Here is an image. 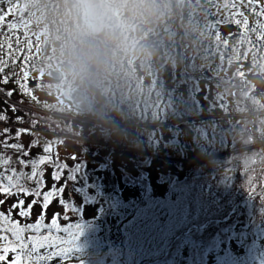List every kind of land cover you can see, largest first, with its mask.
Returning <instances> with one entry per match:
<instances>
[{
  "label": "trees",
  "instance_id": "1",
  "mask_svg": "<svg viewBox=\"0 0 264 264\" xmlns=\"http://www.w3.org/2000/svg\"><path fill=\"white\" fill-rule=\"evenodd\" d=\"M151 1V9L155 12L154 14L160 12L161 18L165 19L168 14L178 15L182 21L177 22V26L182 29L184 21L189 17V12L196 15L199 11H211L215 8L220 10L222 16L229 19L228 24L235 23L236 12L233 10L230 0H195L196 4L192 3L193 0H186L185 5L181 8L177 5L176 0ZM40 2L39 0H0V96L2 97L0 99V129L4 128L13 132L8 141L13 142L12 144L20 150L24 148L23 139L30 137L34 138V143L29 146L33 150L31 151L33 154L42 148L44 150L50 148V151L46 153L55 154L57 147L63 144L64 139L68 136L84 137L82 125L74 124L77 118H91L86 113L73 110L63 100L61 89H57L60 92L55 95L54 100L41 101L38 99V91L43 92L44 90L42 76L39 74L40 77L34 86L32 79L35 77L36 69L29 71L26 69V65L32 64L28 58L31 53L30 49L33 50L30 47L31 40L37 39L42 28L46 26L45 20L38 18ZM193 5H195L194 8ZM44 7L46 8V6ZM243 12L248 15L246 9ZM242 14L238 12L237 15ZM247 17L249 18V15ZM78 23L79 18L73 14V11L68 10L66 25L72 29L68 37L72 36L73 41L76 42L80 40L75 31ZM162 23L164 22L162 21ZM245 24L248 27L244 24L243 26L237 24V26L241 30L251 27L252 42L260 44L261 41H264V28L260 24L253 21L251 24L245 21ZM212 30L214 31V28H208L207 31L202 30V34L197 37L194 33H191V37L186 34L182 35L183 37L177 43V48L173 49L175 54H167L172 58L170 64L174 66L170 67V70L174 71L175 75H172L170 81L172 87L169 88V104L167 105L172 108L175 99L180 101L177 105L178 113H175L177 117L172 120L173 124L180 125L183 122L194 121L204 113L210 116L214 115L215 118V112L200 111L202 113H199L195 108L188 109L192 108L191 106L195 103V99L191 98L199 86L193 74L202 73L199 71L200 69L196 71L195 67L192 69L191 62L194 60L192 57L198 60L203 58L204 61L201 64H204L203 69H205L210 67L214 59L211 55L220 58L221 55L223 57L227 55L224 52H220V55L218 52L213 53L218 47L225 48L221 45H228L225 39L219 42H209L210 48H205V36ZM197 40L201 41L199 42L202 43L201 48L196 47ZM9 41H11L10 44ZM217 43L219 45H216ZM19 48H21L20 51H18ZM24 54H26V58ZM257 59L256 61H258ZM262 59L264 60V56ZM42 60L53 67L51 60L48 62L45 57ZM110 60L113 64L116 61L114 57ZM187 64H190V67L186 68ZM34 66L38 67V61ZM154 66L159 67L160 70L164 64L156 63ZM5 68L9 69L15 77L5 78ZM178 68L182 70L181 73ZM205 71L204 75H206ZM210 71L213 72L211 68ZM210 71L209 76L215 77ZM154 81L159 87L165 86L164 84L159 85L160 82L157 78ZM30 84L32 88H35V92L32 94L33 100L29 105L24 104L23 99L17 98L16 100L13 95H8L9 92L18 93L16 86L18 89L28 88ZM18 85H22V87ZM202 85L209 87L213 86V83H203ZM183 87L186 88L187 94L186 91L185 94L182 92ZM47 90L44 91L48 93ZM228 96L230 99L231 96ZM204 99L201 103L208 106L213 105L210 97H204ZM106 107L108 110L111 109L110 105H106ZM229 107L228 112L231 108L236 109L235 104ZM103 110L95 111L94 114L100 116L99 113ZM250 118V121L238 118V121L232 123H219L221 125L218 133L222 135L221 137L228 145L224 152L211 154L195 163H190L192 160L190 158L178 162L180 169L186 173L183 178H179L177 181L173 174L170 177L161 175L158 182L168 189L169 199L174 201V204H171L169 209L165 208L166 205L162 206L160 211L163 215L155 216L151 221L145 222L146 228H143V231L139 232L136 237L123 235L116 240L113 239L114 241L110 239L108 233L105 238H91L89 241L81 239L75 233L72 234L73 228H83L87 224L80 208L74 201L73 193L75 192L80 197L88 195L90 179L93 182L97 181L94 172L87 168L86 161L81 159V165L74 164L68 167L60 163V168L63 171L59 181L53 180V171H59V169L53 170L50 164V177H45L47 173L42 172L44 183L39 189L41 195L37 197L35 192L41 176L38 175V168L35 169L37 175L32 176L34 164L31 162L34 160L31 161L24 156L16 157L17 159L7 158L2 153L4 150L2 148L0 155L4 161H1L5 164H0V185L1 188H8V195L10 198L13 196L17 202L6 207L10 198L7 201H0L2 202L0 203V213L8 217L7 220L0 221V229H5V231H0V236L7 237V240H0V248L9 243H16L12 232L7 230L10 229L11 224L18 222L19 227L23 228L37 224L42 213L43 193L52 188L48 184L55 183L59 189L57 185L62 183L64 192L54 197L48 208L44 210L38 230H26L22 233L25 241L30 236L33 238L26 252V255L32 257L28 264H264V139H261L257 132L259 128H264V119L255 125L254 120ZM163 119L159 122L151 121V123H159L163 127L165 126L162 125L165 124ZM251 123L260 127H254L252 130ZM18 130L26 131H21L17 135ZM156 133L155 137H157ZM143 134L145 135V133ZM107 139L106 141H108ZM18 141H20V145ZM140 141L143 140L140 139ZM80 144L83 146L84 143ZM166 155L169 156L167 153L164 156ZM169 158L173 157L169 156ZM76 167L79 169L78 172ZM141 172L142 170L139 174ZM76 173L78 175L75 183L81 184L82 188L74 187L72 180L69 179ZM147 173L145 170L137 179L133 180L125 174L122 180L126 179L124 184L130 188L137 186L139 189L145 188L143 184L146 182ZM199 180L204 182L201 187H198L200 196L203 198L200 204L196 205L193 203L194 198H187L192 197L196 192L192 190L190 193L184 186L201 182ZM14 181L20 188L11 185ZM23 191L25 193H21ZM92 192L97 194L95 199L94 196L92 197L94 201L98 200L100 196V199L109 204L111 208V199L114 197L111 193H108L107 190L102 191V194L95 190ZM184 195H187L185 198L189 199L190 205H182L181 201L185 199L182 198ZM33 200H36L37 203L33 205L29 215L21 216L19 215L21 208L13 207L23 201L22 207L27 210ZM61 200H63V204L60 202ZM236 206L237 208H235ZM93 208H91V212H94ZM156 209L159 210V207ZM103 213L110 214V210L108 211L106 207ZM164 213L168 215L164 216ZM54 218L55 224L52 223ZM123 221V226H128L133 222V219L129 214H126ZM32 244L37 245L35 251L32 250ZM41 244L44 246L40 247ZM14 255L9 252L7 260L0 261V264H11ZM41 257L43 259H40Z\"/></svg>",
  "mask_w": 264,
  "mask_h": 264
},
{
  "label": "rangeland",
  "instance_id": "2",
  "mask_svg": "<svg viewBox=\"0 0 264 264\" xmlns=\"http://www.w3.org/2000/svg\"><path fill=\"white\" fill-rule=\"evenodd\" d=\"M39 1L41 2L38 6V8H40L38 11V18L45 20L46 26L42 28L37 39L31 40L30 47L33 50L31 51L30 49L31 53L28 55V58L31 60L32 64L26 65V69L29 71H34L36 69L34 72L35 77L32 79L34 86L36 80L41 75L44 90L50 88V90H47L48 93L44 90L43 92L38 91V99L41 101L47 99L54 100L56 97L55 95H58V92H60L57 91V89L65 90L66 88L79 87L82 91L86 92L84 88L86 87L90 89V92L88 94L86 93V98L93 106L92 113L89 116L91 119L77 118V122L75 121L74 124L76 125L79 123L82 125L84 137L68 136L64 139L63 144L57 147L55 154H47V151L43 148L33 154L31 152L33 150L30 149L29 146L34 143V138L30 137H25L23 139V149L20 150L18 147H13V142L8 141V139H11L13 132L7 131L4 128L0 129V150L4 148L2 153L7 158L13 157L17 159L16 157L24 156L28 157L31 161L34 160L30 162L38 165V175L40 176V173L46 172L47 174L45 177H50V164L52 166L51 168L56 170L57 168L55 165L57 162H59V164L63 163L64 166L68 167L74 164L81 165V159L86 161L87 168L94 172L97 181L93 182L92 179H90L91 185L88 195L80 197L75 194V192L73 193L74 201L80 208L87 224L83 228H73L72 234L75 233L86 241H89L91 238H105L106 233L110 235L111 240H116V238L123 235L136 237L139 232L143 231V228H146L147 225L145 222L151 221L155 216L159 217L163 215L160 211L162 206L166 205L165 208L169 209L171 204H174V201H170L169 199L168 189L158 182L161 175L163 177H170L173 174L174 179L176 177L177 181L179 178H183L186 173V171L180 169L177 164L178 162L190 158L192 159L190 163H195L211 154L224 152L228 145L221 137L222 135L218 133L219 126L221 125L219 124L220 122L232 123L238 121V118H240V120L250 121L249 118L251 117L252 119H250L254 120L253 123L256 125L264 119V60L262 59V56H264V47H262L264 41L260 42L257 40L260 44L252 42L251 36L253 33L251 34V27L245 31L246 29L243 27V30H241V28L237 26V24H242L243 26L245 21L248 24H251L253 21L264 28V13L257 5H248L246 7V11L249 15L248 18V15L240 9L241 1L230 0L233 10L236 12L235 23L232 22L228 24L229 19L222 16L220 10H216L215 8L211 11H199L196 15L189 12V17L184 21V28L182 29L177 26V22L181 19L175 13L168 14L165 19L161 18L160 12L154 14L155 12L151 9V0H107L110 4L115 6L116 14L122 18V29L117 33L111 27L105 30L117 34L121 46L105 47L98 39L89 38L85 40L86 44L90 43L95 47L104 49V55L101 58L103 67L99 70L95 67L91 68L88 74L82 79L78 77L74 80L73 78L66 77L67 80L56 83L53 80H47L45 76L46 72L50 69L59 70L61 64L68 63L69 50L73 45H78L82 38L77 31L78 27H76L75 31L78 35L77 37L80 38L79 42L73 41L72 36L68 37L72 29H69L68 25H66L67 13L68 10H70L71 12L73 11L74 14V9L72 8L73 0ZM252 1L253 0H248V2L251 3ZM254 1L264 4V0ZM192 3L196 4V1L193 0ZM44 6H46V8ZM194 6L195 5H193V8ZM179 7L181 8V6ZM238 12L243 14L238 16ZM127 13L130 15L129 18L126 17ZM162 21L164 23H162ZM139 26L146 27V30L139 33ZM166 26L170 27L169 32L164 31ZM217 26H222V28L218 32L212 30L205 36V48H210L211 44L209 42H219L225 39L228 45H221L225 46V48L218 47L213 53L218 52L220 55V52H224V54L227 53V55H225V57L221 55V58L211 55L214 59L210 67L205 69H203L204 64H201V62L204 61L203 58L198 60L192 57V59L194 58L191 62L192 69L195 67V71L200 69L199 71L202 73L198 72L194 74L196 75L195 78L199 86H197L198 89L195 90L191 98L195 99V103L191 106L192 108H188H195L199 113H202L200 111L215 112V118L214 115L210 116L204 113L199 119L194 121L183 122V124L180 125L173 124L172 120L177 117L175 113H178L177 105L180 101L175 99L172 108L167 105L169 104V88L172 87L170 81L172 80V75L175 76L174 71L170 70V67L174 66L170 64L172 63V58L167 56V54H175L173 49L177 48V43L179 39L183 37L182 35L186 34L191 37V33H194L197 37L202 34V30L207 31L208 28L213 29ZM142 41H152V45L144 52L139 64L135 67V71L143 72L147 67H149L148 69L150 70L153 69L155 75L153 71L151 73L159 80V85L164 84L166 87H159L154 84V89L151 91V99L148 98V90L146 88H141L139 91L143 94V97L141 98V96H139V108L137 106L134 107V109L131 107L133 111L131 110L132 113H130L131 111L123 110V107H125L124 102L127 101L126 103H128L132 100V103H135L136 99L132 97L136 90L135 88H131L129 90V95L126 92V88L129 85H137V83H139L134 82L132 78H128V76L133 75L130 73L132 70L130 62L132 58H134L136 48ZM10 42L11 41H9V44ZM199 42L197 40V48L202 47V43ZM45 43H48L46 50H44ZM216 45L219 44L217 43ZM20 50L21 48L18 49V51ZM251 55H254V57H251ZM245 56L251 58L248 60L247 64L244 59H242V57ZM24 57L26 58V54H24ZM43 57H45L48 62L51 60V65H53V67L44 62L42 60ZM113 57L116 60L114 64L112 60H110V58ZM255 58H258V61H256ZM217 59L218 62H215ZM221 59L226 60L224 63L227 65L229 63L233 64L228 71L222 73L225 80H242L243 77L249 84L244 87L240 83L235 86V90L231 88L228 90L220 89L223 93H227L226 96L230 95L231 98H233V100H231L236 105V109L232 110L231 108L230 112H228L230 107H227L222 102L224 97H222V93L219 89L217 87L215 88V86L206 87L202 85L203 83L211 84L212 82L208 81L209 78L204 77V80H201V78L205 76L203 73L204 70L209 73L211 68L213 72H210L216 77L214 72L224 69L220 63V61L222 62ZM37 61L38 67H35L34 65ZM156 63H163L164 66L159 70V67L154 66ZM188 67H190V64L186 65V68ZM135 71L134 74L136 75ZM178 71L181 73L182 70L178 68ZM5 72V78L12 79L15 77L9 69L5 68ZM219 79L222 80V78ZM18 86L22 87V85ZM182 90L184 94L185 91L187 94L186 88L183 87ZM16 92L18 93H12L11 95H13L16 100L17 98L23 99V103L29 105L30 101L33 100L32 94L35 92V88H32L31 84L28 88L21 89H18L16 86ZM204 97H210L213 105L208 106L207 104L204 105L201 103V101L205 100ZM0 99H2L1 96ZM148 100L152 104V110L149 113L147 111V106H145ZM140 103L143 104L141 105ZM106 105H110L111 109L108 110ZM229 105L230 103H228V106ZM142 106H144V110H142ZM101 109L104 110L99 113L100 116L94 114L95 111ZM161 119L165 121V124H162L165 125L163 127H161L159 123H151V121L159 122ZM103 122L125 123L133 125L136 128H119L121 131H118L117 129H113L110 125L102 127L100 123ZM94 123L96 126H93ZM253 123L250 124L252 130L254 127H260L258 125L255 126ZM88 124L90 125L88 126ZM98 124L101 126H98ZM187 131L188 136L185 134ZM155 132H157V137H155ZM257 132L258 136L264 139V128H259ZM143 133H145V135ZM106 139L108 141H106ZM140 139L143 141L141 142ZM6 142L7 144L5 145ZM80 143H84L83 146ZM18 144L20 145V141H18ZM166 153L173 158H169L167 155L164 156ZM138 155L141 156L139 157ZM73 156H75L76 159H73ZM41 157H48L50 159H46L44 163H40ZM3 159L4 158L0 155L1 165L5 164ZM2 169H4L3 166ZM85 170L87 171L86 167ZM140 170H142V172L145 170L146 173L148 172L145 179L146 182L143 184L145 188L139 189V186L130 188L124 184L126 179L124 178L125 180H122L123 175L126 174L131 177L130 179L132 180L137 179L142 173L139 174ZM77 175L78 173L75 174V179ZM75 179L72 181L74 187L82 188L81 184L75 183ZM203 183L204 182L201 181L184 186L190 193L192 190L196 192L192 197H187L194 198L193 203L196 205H199L203 198L200 196L198 189ZM11 185L13 187H19L16 185L15 181ZM48 185L52 187L53 183ZM61 185L63 184L59 183L57 186L60 188ZM93 190L98 191L99 194H102V191L105 190L111 193V195L114 196L111 199V208L109 204L100 199V196L98 200L94 201L97 194L93 193ZM21 193L25 192L23 191ZM93 196L94 199H92ZM186 196L187 195H184L182 198ZM84 197H86V199H83ZM8 198H10V195L0 190V201H7ZM14 202L17 201L11 196L9 202L6 203L8 204L6 207H8L9 204H14ZM181 203L182 205H190L189 199L186 198L182 199ZM106 207L108 211L110 210V214L106 215L103 213ZM157 207H159V210L156 209ZM91 208H93L94 212H91ZM235 208H237V206ZM126 214H129L133 222L128 226H123V218ZM165 215L168 214L164 213V216Z\"/></svg>",
  "mask_w": 264,
  "mask_h": 264
},
{
  "label": "clouds",
  "instance_id": "3",
  "mask_svg": "<svg viewBox=\"0 0 264 264\" xmlns=\"http://www.w3.org/2000/svg\"><path fill=\"white\" fill-rule=\"evenodd\" d=\"M104 5L100 0H73L74 15L79 18L77 31L82 38L78 45H73L68 53V74L75 80L84 78L93 67H103L104 49L95 47L85 40L98 39L105 47H120L119 36L103 27Z\"/></svg>",
  "mask_w": 264,
  "mask_h": 264
},
{
  "label": "flooded vegetation",
  "instance_id": "4",
  "mask_svg": "<svg viewBox=\"0 0 264 264\" xmlns=\"http://www.w3.org/2000/svg\"><path fill=\"white\" fill-rule=\"evenodd\" d=\"M241 1V3H240V9L241 10H245L246 9V7L248 6V5H257L258 6V8L259 9H261L262 10V12L264 13V4H260L259 2H257V1H252V3L251 2H248V0H240ZM182 21V20H181ZM244 26H246V27H248L247 26V24H244ZM229 27V26H228ZM221 28H222V26H221ZM229 29H230V27H229ZM239 29V28H238ZM248 29V28H247ZM247 29L245 30V31H247ZM244 38H245V36H244ZM141 43H143V41L141 42ZM137 49V48H136ZM136 51V50H135ZM143 57V56H142ZM141 57V58H142ZM242 59H244V61H245V63L247 64L248 63V60H250V58H248L247 56H245V57H242ZM132 60H133V58H132ZM131 60V62H130V67L132 68V70L130 71V73H132L133 75H131V76H128V78L130 79V78H132L133 80H134V82H139V83H137V85L136 84H134V85H129V86H127V88H126V92L129 94V90L131 89V88H135V93H134V95H133V93H132V95H133V99H136V101H135V103H132V100H130V102H128V103H126L127 101H125L124 102V105H125V107H123V110H126V111H133V109H134V107H138L139 108V100H140V98H139V96H141V98L143 97V94L142 93H140V89L142 88H146L147 90H148V98L149 99H151L150 98V96H151V91L154 89V84H155V78H156V76H154L155 75V72H154V75L151 73L152 71H153V69L152 70H150V69H148L149 67H147V68H145L146 70H143V72H138V71H135V67L139 64V62H140V60L139 61H137L136 63H133V61ZM222 60V62L220 61V63L222 64V66L224 67V69L221 71V69H220V67H219V69H220V71H218V70H216L214 73L216 74V77H211V76H209V73L207 72V71H205V73H206V75L205 76H203L202 78H201V80H204L203 78L204 77H206V78H209V80L208 81H210V82H212L213 83V86H215V88L217 87L218 89H219V91L222 93V97H224V100L222 101L227 107H229L230 105H233L234 104V102H232V100H233V98H230L229 99V96L227 95L226 96V94L227 93H223L221 90H224V89H226V90H228V89H234L235 90V86L236 85H238V84H242L244 87H246V86H248L249 84L247 83L248 81L245 79V78H243L242 77V80H234V79H232V80H230V81H228V79L227 80H225L223 77H224V75L222 74L223 72H225V71H228L232 66H233V64H231V63H229L228 65L226 64V63H224L226 60H223V59H221ZM215 62H218V59L217 60H215ZM64 63L63 64H61L60 66H59V70H56V69H50V70H56V71H60L61 72V74H62V78L60 79V80H53V81H55L56 83H61V82H63V81H65V80H67V78L66 77H69V78H72V76H70V75H68V73L63 69V67H64ZM142 70V69H141ZM49 71V70H48ZM47 71V72H48ZM134 71L136 72V75L134 74ZM213 71V70H212ZM193 76H195L196 77V75H194L193 74ZM198 77V76H197ZM217 77H219V78H222V80H220L219 78H217ZM47 78V77H46ZM47 80H51V79H49V78H47ZM151 83V84H150ZM166 87V86H165ZM73 88H79V87H73ZM73 88H70V89H73ZM66 89H68V88H66ZM80 89V88H79ZM221 89V90H220ZM81 90V89H80ZM64 91V89H62L61 90V96H62V92ZM85 91L86 92H84V95H85V99H86V101H87V103H88V105H89V110L86 112V114H88L89 116L91 115V111H92V105H91V103L90 102H88V100H87V95H86V93L88 94L89 92H90V89H87L86 87H85ZM130 95V94H129ZM128 95V96H129ZM62 98H63V96H62ZM232 99V100H231ZM64 100V99H63ZM151 101H153V100H151ZM67 103V102H66ZM228 103H230V105L228 106ZM69 104V103H68ZM141 105L143 104V103H140ZM70 105V104H69ZM71 106V105H70ZM145 106H147V111H148V113L152 110V104L149 102V100H148V102H147V104L145 105ZM131 107L133 108V109H131ZM71 108H72V106H71ZM73 109V108H72ZM145 108H144V106H142V110H144ZM74 110V109H73ZM232 110H234V108H232ZM132 111L130 112V113H132ZM129 113V114H130ZM147 113V114H148ZM149 119V118H148ZM101 125H102V127L103 126H107V125H110L111 127H113V129H117L118 131H121L119 128H133V127H135V126H133V125H129V124H122V123H115V122H113V123H106V122H103V123H100ZM90 124H88V126H89ZM101 125H99L98 124V126H101ZM93 126H96V124L94 123L93 124ZM147 127V126H146ZM136 128V127H135ZM113 129H111L112 131H114Z\"/></svg>",
  "mask_w": 264,
  "mask_h": 264
},
{
  "label": "snow or ice",
  "instance_id": "5",
  "mask_svg": "<svg viewBox=\"0 0 264 264\" xmlns=\"http://www.w3.org/2000/svg\"><path fill=\"white\" fill-rule=\"evenodd\" d=\"M6 82V81H5ZM11 92L8 93L9 96H11ZM15 110V109H14ZM21 131H26V130H18L17 135H19V133ZM13 147H16V145H13ZM45 151H50V148H46ZM46 159H50L48 157H41L40 158V163H44V161ZM73 159H76L75 156H73ZM38 167L37 164L34 163L33 165V172H32V176L35 177L37 175L36 173V168ZM55 167L57 169H59V171H53V180L54 181H59L60 177H61V173L63 171L62 168H60L59 162H57V164L55 165ZM76 171L78 172L79 169L76 167ZM41 179L38 182V188L35 192V195L37 197H39L41 195L40 193V187L43 186V173H40ZM69 179H71L72 181L75 179V176L72 175L69 177ZM0 190H3L5 192L8 191V188H0ZM64 192V186H61L59 189L56 187V184L54 183L52 185L51 190L44 192L43 193V203H42V213L41 216L38 218V222L35 225H28L27 228H23V227H19L18 222L11 224L10 229H7L9 231L12 232L13 237L15 238L16 243L15 244H7L5 246H3L2 248H0V261H6L7 260V255L9 252L14 253L15 255L13 256V259L11 261V264H28L29 261H31L32 257L30 255H26L29 243L32 242V237H28V240L25 241L23 239L22 233L26 230H38L39 228V221L43 219V215H44V210H46L49 206V204L51 203L52 199L54 197H56L58 194H62ZM63 204V200L60 201ZM2 203V202H0ZM37 203L36 200H33L32 204H30L28 206L27 210H24L22 205H23V201H20L19 204L17 205H13L14 208L16 207H20L21 211L19 213V215L21 216H26L29 215L31 212V208L33 207V205H35ZM8 217H5L3 213H0V221L3 220H7ZM53 224H55V218L53 219ZM0 231H5V229H0ZM0 240H7L6 236H0ZM44 245L41 244L40 247H43ZM37 245L36 244H32V250L35 251L36 250ZM40 259H43V257H41Z\"/></svg>",
  "mask_w": 264,
  "mask_h": 264
},
{
  "label": "water",
  "instance_id": "6",
  "mask_svg": "<svg viewBox=\"0 0 264 264\" xmlns=\"http://www.w3.org/2000/svg\"><path fill=\"white\" fill-rule=\"evenodd\" d=\"M178 6H183L185 4L186 0H176ZM101 4L106 6L103 10V27L104 29L111 27L114 29V31L117 33L122 29V18L119 17L116 14V8L112 4H110L107 0H100ZM127 18L130 17V15L127 13ZM221 29V26H217L214 28V32H218ZM146 30V27L139 26L138 31L139 33H142ZM165 32L170 31V27L166 26L164 29ZM152 45V41H146L141 43L136 51L133 58V63H136L141 59L144 52ZM48 43H45L44 50L47 49ZM68 63H66L63 67V69L68 73L67 71ZM69 75V74H68ZM45 76L51 80H60L62 78V74L60 71L56 70H49L46 72ZM62 96L65 102L69 103L72 108L80 113H86L89 110V105L85 99L84 92L80 90L79 88H73V89H65L62 92ZM186 136H188V131L186 132Z\"/></svg>",
  "mask_w": 264,
  "mask_h": 264
},
{
  "label": "bare ground",
  "instance_id": "7",
  "mask_svg": "<svg viewBox=\"0 0 264 264\" xmlns=\"http://www.w3.org/2000/svg\"><path fill=\"white\" fill-rule=\"evenodd\" d=\"M156 87V86H155Z\"/></svg>",
  "mask_w": 264,
  "mask_h": 264
}]
</instances>
